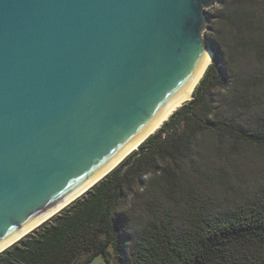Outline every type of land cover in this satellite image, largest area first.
<instances>
[{
    "label": "water",
    "instance_id": "water-1",
    "mask_svg": "<svg viewBox=\"0 0 264 264\" xmlns=\"http://www.w3.org/2000/svg\"><path fill=\"white\" fill-rule=\"evenodd\" d=\"M215 1L0 0V252L189 96L212 61Z\"/></svg>",
    "mask_w": 264,
    "mask_h": 264
},
{
    "label": "trees",
    "instance_id": "trees-1",
    "mask_svg": "<svg viewBox=\"0 0 264 264\" xmlns=\"http://www.w3.org/2000/svg\"><path fill=\"white\" fill-rule=\"evenodd\" d=\"M193 97L137 149L0 252V264H264V185L216 207L247 147L264 152V0H221ZM213 30V31H212Z\"/></svg>",
    "mask_w": 264,
    "mask_h": 264
},
{
    "label": "rangeland",
    "instance_id": "rangeland-1",
    "mask_svg": "<svg viewBox=\"0 0 264 264\" xmlns=\"http://www.w3.org/2000/svg\"><path fill=\"white\" fill-rule=\"evenodd\" d=\"M220 3L221 0H216L210 6L205 7L206 26L204 27V36L213 27V15ZM216 183L212 184V195L216 207H225L247 198L252 191H257L264 185V152L255 147L245 148L232 163V170L225 175L221 182ZM111 260L110 264H115L113 257ZM87 264L109 263L106 262L103 256L99 255Z\"/></svg>",
    "mask_w": 264,
    "mask_h": 264
},
{
    "label": "bare ground",
    "instance_id": "bare-ground-1",
    "mask_svg": "<svg viewBox=\"0 0 264 264\" xmlns=\"http://www.w3.org/2000/svg\"><path fill=\"white\" fill-rule=\"evenodd\" d=\"M212 59V55H211V58H210V60ZM209 63V62H208ZM203 73V72H202ZM202 75V74H201ZM201 75H200V77H201ZM200 77H199V79H200ZM198 79V80H199ZM197 80V81H198ZM197 81L195 82V84L192 86V88H191V90H190V92H189V96L187 97V98H184V99H182V100H180L170 111H169V113L156 125V127L152 130V131H156L161 125H162V123L166 120V119H168L169 118V116L172 114V112L174 111V110H176L180 105H182V103L184 102V101H186V100H188V99H190L191 97H192V93H193V90H194V87H195V85H196V83H197Z\"/></svg>",
    "mask_w": 264,
    "mask_h": 264
}]
</instances>
